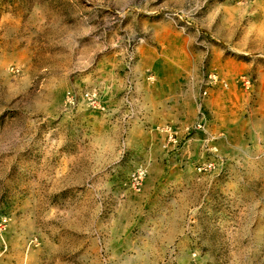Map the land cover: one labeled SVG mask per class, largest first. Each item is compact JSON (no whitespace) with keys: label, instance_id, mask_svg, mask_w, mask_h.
I'll return each mask as SVG.
<instances>
[{"label":"rangeland","instance_id":"rangeland-1","mask_svg":"<svg viewBox=\"0 0 264 264\" xmlns=\"http://www.w3.org/2000/svg\"><path fill=\"white\" fill-rule=\"evenodd\" d=\"M0 264H264V0H0Z\"/></svg>","mask_w":264,"mask_h":264},{"label":"built area","instance_id":"built-area-1","mask_svg":"<svg viewBox=\"0 0 264 264\" xmlns=\"http://www.w3.org/2000/svg\"><path fill=\"white\" fill-rule=\"evenodd\" d=\"M218 80H220L219 76L216 75L215 73H213V74L211 75V83H212V82H215V81H218ZM243 83H244V85H245L246 87H249V85H250V80H249L248 78H245V79L243 80ZM86 96H87V98L91 101L92 104H95V103H96V101H95V92H87V93H86ZM142 175H143V172H142L141 170L134 171V172L131 174V176H130V179H131L132 183H133L134 185H139L140 180H141V178H142Z\"/></svg>","mask_w":264,"mask_h":264}]
</instances>
